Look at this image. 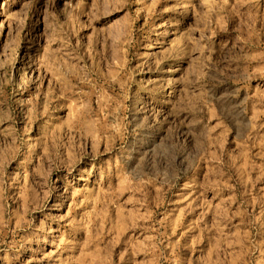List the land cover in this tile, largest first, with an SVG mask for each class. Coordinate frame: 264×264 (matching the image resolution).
Here are the masks:
<instances>
[{"label":"rangeland","instance_id":"374dc122","mask_svg":"<svg viewBox=\"0 0 264 264\" xmlns=\"http://www.w3.org/2000/svg\"><path fill=\"white\" fill-rule=\"evenodd\" d=\"M0 264H264V0H0Z\"/></svg>","mask_w":264,"mask_h":264},{"label":"bare ground","instance_id":"6f19581e","mask_svg":"<svg viewBox=\"0 0 264 264\" xmlns=\"http://www.w3.org/2000/svg\"><path fill=\"white\" fill-rule=\"evenodd\" d=\"M80 181H83V179H80ZM64 204V203H63ZM61 206V205H60Z\"/></svg>","mask_w":264,"mask_h":264}]
</instances>
